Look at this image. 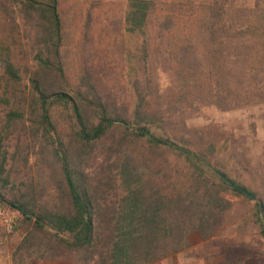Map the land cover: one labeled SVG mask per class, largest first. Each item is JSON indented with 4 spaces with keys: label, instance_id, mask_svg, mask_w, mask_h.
<instances>
[{
    "label": "trees",
    "instance_id": "obj_1",
    "mask_svg": "<svg viewBox=\"0 0 264 264\" xmlns=\"http://www.w3.org/2000/svg\"><path fill=\"white\" fill-rule=\"evenodd\" d=\"M130 1L133 109L86 66L72 76L62 0H0V207L25 232L13 264L171 263L217 239L230 196L254 201L237 188L264 238V164L187 124L264 106V0Z\"/></svg>",
    "mask_w": 264,
    "mask_h": 264
},
{
    "label": "rangeland",
    "instance_id": "obj_2",
    "mask_svg": "<svg viewBox=\"0 0 264 264\" xmlns=\"http://www.w3.org/2000/svg\"><path fill=\"white\" fill-rule=\"evenodd\" d=\"M130 3V0H62V13L67 26L68 49L72 50L68 59L72 76L76 77L86 66L110 100L133 109L135 100L129 82L134 75V56L140 41L125 29L124 18ZM24 84L26 87L28 81L24 80ZM1 93L0 88V96ZM4 118L5 106L0 103V130ZM187 124L196 129L211 124L218 126L240 141L253 165L264 164V106L228 113L207 109ZM11 140L8 150L13 153L16 137ZM104 159V153L97 151L91 164L93 173L100 174ZM179 177L184 184V173ZM247 182L250 183L249 179ZM229 199L234 202V208L217 239L204 244L194 237L193 251L168 264H264V238L252 223L258 200L249 202L233 196ZM12 215L16 222L13 233H7L0 226V264H13V253L25 234L17 231L18 217L15 213ZM29 264L43 263L32 260Z\"/></svg>",
    "mask_w": 264,
    "mask_h": 264
},
{
    "label": "built area",
    "instance_id": "obj_3",
    "mask_svg": "<svg viewBox=\"0 0 264 264\" xmlns=\"http://www.w3.org/2000/svg\"><path fill=\"white\" fill-rule=\"evenodd\" d=\"M15 218L12 213L4 206L0 207V226L11 234L15 230Z\"/></svg>",
    "mask_w": 264,
    "mask_h": 264
},
{
    "label": "water",
    "instance_id": "obj_4",
    "mask_svg": "<svg viewBox=\"0 0 264 264\" xmlns=\"http://www.w3.org/2000/svg\"><path fill=\"white\" fill-rule=\"evenodd\" d=\"M237 189H239V190H241L244 194H246L249 198H251V199H253V200H258L257 199V197H255L254 195H252L251 193H249V192H247V191H245V190H243V189H240V188H237Z\"/></svg>",
    "mask_w": 264,
    "mask_h": 264
}]
</instances>
